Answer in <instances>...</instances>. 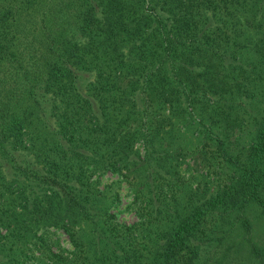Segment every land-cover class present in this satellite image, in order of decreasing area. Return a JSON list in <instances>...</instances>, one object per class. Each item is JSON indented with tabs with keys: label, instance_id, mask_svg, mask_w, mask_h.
Segmentation results:
<instances>
[{
	"label": "rangeland",
	"instance_id": "1",
	"mask_svg": "<svg viewBox=\"0 0 264 264\" xmlns=\"http://www.w3.org/2000/svg\"><path fill=\"white\" fill-rule=\"evenodd\" d=\"M191 2L154 0V21L144 27L142 35L152 37L147 56L138 58L135 47L122 44V52L131 55L123 68L118 65L119 61L126 62L123 57L100 54L95 59L90 54L99 53L94 46L87 48L88 39L85 45L78 43L88 57L80 59L76 69L81 82L63 89L54 102L43 104L42 115L50 118L51 124L45 127L35 122L23 129L22 145L9 148L15 164L0 159V264H120V256L114 259L110 246L96 240L94 232L99 229L109 236L111 230L122 232L127 228L132 230L121 244L122 258H128L129 264H149L173 222L184 216L196 221L200 236L205 233L196 245L201 260L197 264H256L250 256L252 246L264 253V214L260 210L247 208L244 216L250 223L248 232L237 223L235 212L218 210L205 217L201 209L197 210L216 195L220 168L216 161L208 162L207 154H201V158L197 153L202 130L194 133L187 122L214 124L210 130L225 139L231 154L245 153L253 143V129L264 123V0H222L212 5L214 9L194 8ZM23 4L30 20L18 15ZM184 13L192 14L187 24L177 21ZM47 14L46 0H0V19L7 21L1 26L0 42H7L12 52H21L28 59L30 53L17 40L21 33L15 25L23 19L29 39L38 40L50 27ZM176 24L185 31L178 34ZM111 37L120 43L127 34L117 31ZM162 37L174 47L178 39L185 43L181 51L176 49L173 60L177 78L185 81V90L177 88L171 74V97L167 99L157 96L155 84L159 61L165 54ZM194 39L199 42L192 44ZM183 62L186 66L180 74ZM160 69L169 70L167 65ZM150 71V81L143 82V75ZM192 81L196 85L188 99L187 84ZM95 86L104 90H93ZM119 87L121 91L132 88L131 98L121 99ZM71 88L75 93L71 94ZM149 90L154 91L149 95L154 101L145 111L147 98L141 96ZM212 91L218 94L212 95ZM95 93H99L97 102L92 96ZM195 96L204 99L190 109L188 102ZM46 98L52 99L50 95ZM133 101L136 110L132 112L129 103ZM65 113L70 117L63 119ZM66 127L70 135L63 134ZM52 129L64 139L62 146L48 150L40 142H55L50 138ZM153 155L157 172L170 166L167 177L180 176V191L176 200L171 197L173 191L166 198L163 194L164 220L155 228L145 229L140 215L144 204L134 183L136 179L143 187L142 168ZM26 163L43 176L55 175L66 185L81 189L82 198H76V203L87 212H64L58 204H62L61 199L52 197L45 187L37 189L36 199L25 201L18 187L11 188L9 183L15 182L18 167ZM175 210L177 217L173 215ZM91 243L93 246H89Z\"/></svg>",
	"mask_w": 264,
	"mask_h": 264
},
{
	"label": "trees",
	"instance_id": "2",
	"mask_svg": "<svg viewBox=\"0 0 264 264\" xmlns=\"http://www.w3.org/2000/svg\"><path fill=\"white\" fill-rule=\"evenodd\" d=\"M220 1L222 0H192L191 6L214 9L215 7L212 5H216ZM146 2L148 5L144 8ZM153 2L154 0H46V10H48L46 17L51 19V22L47 33H44L38 40L36 37L29 39L25 28L26 21L23 19L17 21L16 30L19 34L24 35L15 36L18 37L19 42L24 44L25 50L30 55L26 59L23 53L12 52L7 42H0V159L15 164L10 149H17L22 145L23 129L26 126H33L35 122L38 125H45V127H48L47 124H51L50 118L42 115L45 112L43 104H47L49 101L54 102L53 99L63 89L81 82L79 80L82 77L78 75L76 69L79 68V60L82 58L88 60V57L84 53L85 49L78 44L79 42H83L85 45V40L88 39L87 48L94 46L96 54L99 53V55L90 54L95 59H98L100 54L111 58L123 57L126 62H118L122 68L126 66L125 63L131 57L129 53L122 52V44H127L130 48L135 47L138 51V58L147 56L148 44L151 43L152 37H142V35L145 32L144 27L154 21ZM24 4L26 7L29 6L27 3ZM24 4L21 5V11L18 12V15H24L27 20H30L27 13L23 12L26 9ZM191 16L190 13H184L177 21L187 24ZM126 17L130 18L129 21L126 19L123 21ZM180 18L183 19V22L180 21ZM6 22V18L0 19L1 34L4 30L1 26ZM159 24L163 25L162 19H159ZM175 27L178 34L185 31L178 24ZM117 31H123L127 34V37H123V40L119 41L120 43H118L117 38L111 37ZM5 38L8 39L9 37ZM198 42L194 39L192 44ZM162 43L165 54L159 61L155 84H157V96L167 99L169 96L171 97L169 92L171 74L175 75L178 82L177 88L181 91L185 90V81L177 78L178 69H176L173 61L177 52L176 49L181 51L185 43L182 39H178L176 47H174L168 39L163 37ZM191 64L196 63L191 62ZM163 65H167L169 70L160 69ZM185 66L186 63L184 62L179 65L180 74H183ZM152 74V71L144 74L143 82H149ZM130 78L134 83L137 82L132 73ZM195 85L194 81L187 84L188 99L193 94ZM73 88L77 90L76 87ZM74 89H70L71 94L75 93ZM100 89L104 90V87L95 86L93 88V90ZM131 89L121 91V87H119L120 98L130 99ZM151 93L153 96V90H149L148 94L145 92L144 96H141L144 99L147 98L145 111L149 105L153 104L152 96L149 97ZM211 94L216 96L218 92L212 91ZM49 95L52 99L46 98ZM92 96L97 102L99 93L92 94ZM203 99L200 96L193 97L188 102V108H194L193 104H200ZM129 107L133 112L136 110V103L134 101L129 103ZM67 117H70L69 113H65L63 119H67ZM187 123L189 127L193 126L194 133L202 130L200 134L201 143L197 153L199 155L207 154L209 156L208 162L216 161L220 168L218 173L219 189L216 195L210 196L197 210L201 209L200 213L204 214L205 217H209L214 212L219 213L218 210L227 213L235 212L237 213V223L248 232L250 223L244 216L247 208L254 207L264 214V123L253 129V143L246 148L247 151L236 154L230 153L225 139L219 138L210 130L214 124L207 125L199 120L196 123L194 121ZM65 129V131L60 130L64 132V135H70V131H67L69 128L66 127ZM51 132L50 138H55L54 143L40 142V145L48 150L62 146L61 140L64 139V136L62 138L58 136V130L52 129ZM225 136L227 137L226 134ZM226 140L229 142V137ZM194 150H196L195 147ZM205 150L207 153H204ZM18 168L20 170L19 177L15 176V182L9 184L11 188L13 185L18 187L17 192L25 201L36 199L37 189L45 187L52 197L61 199L62 204H58L64 212L77 211L81 214L87 212L83 206H78L76 203V198L79 196L82 198L81 189L66 185L65 181H60L59 177L55 175L52 177L43 176L38 171L28 167L27 163ZM170 168V166L165 167L164 171L160 169L157 172L154 167L153 155L146 160L145 167L142 168L145 171L143 187L135 179L134 185L137 192L141 194L144 204L141 207L140 215L145 222V229L155 228L161 220H164L161 218L162 200L166 202V199H162L163 194L166 198V195L173 191L175 193H172L171 197L176 200L180 191L178 189L180 176L175 175L169 179L165 174V172H170ZM173 215L179 216L177 210L173 211ZM198 229L199 226H197L196 221L188 216H184L177 223L173 222L171 229L164 235L163 243L154 249L153 259L149 264H197L201 260L198 259L200 255L196 245L202 236H205L204 232L200 236ZM131 230L132 228H127L122 232L111 230L108 232L109 236H106L99 229L95 230L94 233L96 240L104 241L106 245L110 246V252L114 259L120 256L119 259H122L119 261L120 264H125V262L129 264L128 258H122L124 249L121 244L131 234ZM93 244L91 243L89 246H93ZM250 256L256 264H264V253L258 247L252 246Z\"/></svg>",
	"mask_w": 264,
	"mask_h": 264
}]
</instances>
